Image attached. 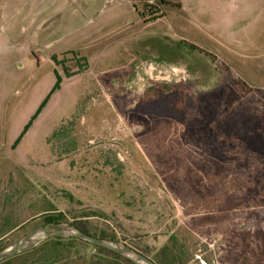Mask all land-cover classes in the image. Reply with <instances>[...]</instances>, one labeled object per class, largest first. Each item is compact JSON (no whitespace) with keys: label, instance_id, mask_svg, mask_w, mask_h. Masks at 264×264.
Listing matches in <instances>:
<instances>
[{"label":"rangeland","instance_id":"1","mask_svg":"<svg viewBox=\"0 0 264 264\" xmlns=\"http://www.w3.org/2000/svg\"><path fill=\"white\" fill-rule=\"evenodd\" d=\"M51 212L157 264H264V0H0V252Z\"/></svg>","mask_w":264,"mask_h":264},{"label":"trees","instance_id":"2","mask_svg":"<svg viewBox=\"0 0 264 264\" xmlns=\"http://www.w3.org/2000/svg\"><path fill=\"white\" fill-rule=\"evenodd\" d=\"M53 59L56 62L57 60L56 56H54ZM60 84H61V80L58 78V83L52 90V93L59 88ZM44 105L42 106V108L44 107ZM41 109L37 112V115L40 113ZM37 115L34 116L30 121L29 125L25 127L23 133L14 143V147H17L19 143L22 141L23 137L28 132L29 128L31 127L33 121L36 119ZM61 132L62 131L54 133V136L59 137V134H62ZM62 136L63 135H61V137ZM40 217L42 219V226L40 227H45L49 233H52L50 232L49 229L58 228L62 224L68 221L67 217L62 212H58V213L51 212V213L43 214ZM83 217H90V216L89 214H86ZM74 219L76 218L74 217ZM72 227H75L79 232L104 240V238H100L96 235H91L89 232H87L77 224L76 225L73 224ZM14 229H17V227L11 229L7 233H4L3 235L9 234ZM1 242L2 240H0V243ZM75 243L86 244L92 250H94V253L88 259H86L85 264H136L137 263L111 250L93 245L79 238L54 237L47 239L44 237V241L41 243L39 247L34 248L33 250L27 251L25 253H19L16 256L0 264H15L16 260H20L18 264H59L69 259L71 248H73V245Z\"/></svg>","mask_w":264,"mask_h":264},{"label":"water","instance_id":"3","mask_svg":"<svg viewBox=\"0 0 264 264\" xmlns=\"http://www.w3.org/2000/svg\"><path fill=\"white\" fill-rule=\"evenodd\" d=\"M39 235H43L45 238L50 239L54 237H64V238H79L87 241L93 245L106 248L117 254H120L126 258L131 259L140 264H156L148 256L142 254L132 247H119L115 246L103 239L95 238L79 232L75 227L62 228L60 231L49 233L45 227L36 228L26 235H24L18 242H16L11 249L0 253V263L9 260L10 258L16 256L20 253L22 248L31 240L35 239Z\"/></svg>","mask_w":264,"mask_h":264}]
</instances>
